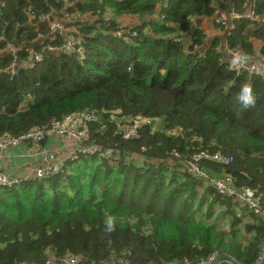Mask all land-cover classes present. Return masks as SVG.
Segmentation results:
<instances>
[{
  "label": "trees",
  "instance_id": "obj_1",
  "mask_svg": "<svg viewBox=\"0 0 264 264\" xmlns=\"http://www.w3.org/2000/svg\"><path fill=\"white\" fill-rule=\"evenodd\" d=\"M3 2L0 35L6 42L0 51L9 44L19 50L16 58L0 56V141L95 112L88 142L119 160L81 158L49 179L1 189L0 264H45L67 256L110 264L124 252L131 264H198L219 254L254 264L264 243V218L250 213L246 230L254 234L247 246L198 219L209 195V213L219 203L231 213V200L187 170L201 153L230 160L228 166L203 161L200 167L213 177L231 176L237 191H253L264 206V67L258 75L239 73L224 62L218 42L203 55L205 28L194 25L218 13L217 6L240 12L248 1ZM254 4L262 20L264 0ZM225 21L215 27L224 32ZM52 24H62L67 36L51 42ZM233 24L229 47L264 57V46L254 52L256 40L264 42V22L240 18ZM70 35L82 52L58 51ZM31 44L32 50L40 45V61L19 68L15 77L4 74L14 58L29 60L25 46ZM48 45L58 53L47 54ZM244 82L257 94L255 107L235 99ZM137 118L143 121L140 138L125 140L117 123ZM58 141L47 137L43 145L51 150Z\"/></svg>",
  "mask_w": 264,
  "mask_h": 264
},
{
  "label": "built area",
  "instance_id": "obj_2",
  "mask_svg": "<svg viewBox=\"0 0 264 264\" xmlns=\"http://www.w3.org/2000/svg\"><path fill=\"white\" fill-rule=\"evenodd\" d=\"M0 5L5 6L3 0H0ZM237 14V13H236ZM75 18V17H74ZM245 20H259L255 9H251L248 15L239 16V19ZM225 18L219 17L216 20V24H225ZM264 22V19L262 20ZM51 30L54 35L51 37V42L57 41V35H65L64 26L62 24H52ZM66 36V35H65ZM39 39L43 40L41 45L44 43L45 37L43 34L39 35ZM49 40V39H48ZM0 42H6V38L0 35ZM77 42L74 36H68L67 42L61 46L58 51L63 53H74L76 51L82 52V49H77ZM18 48L9 44L6 49V53L17 57ZM49 52H57V49L52 45H48L43 48ZM28 53L32 51L27 49ZM227 52L237 59V68L239 73H248L250 75H256L260 71V64L250 63L253 59L252 56L243 54L238 50L227 47ZM14 58L12 67L2 71L4 74L15 77L18 74L20 61ZM40 61L41 57L39 54L34 53V58ZM98 117L95 112L78 113L71 116H67L61 121L53 122L50 127L43 128L21 136L16 139L7 138L0 141V163L3 159V155L8 152L11 148L22 145L23 143L33 144L27 156L43 158V163L29 172H25L18 175H10L1 171L0 169V190L3 188H15L16 186L29 183L34 180H45L53 176L60 174L63 171L65 165L69 162L78 161L81 158L99 157V159H109L112 161L119 160V155L113 153L110 150H103V148L90 144L88 142L91 131L88 128L89 124L97 122ZM142 119L137 118L134 121L125 123H117L118 131L122 134L125 140L139 139V128L142 124ZM47 137H53L60 141L68 144V146L59 151H50L44 148L43 143ZM178 157V154H174ZM220 163L221 165L228 166L231 161L224 160L218 155H209L208 153H201L193 157L191 162L187 163L188 173L191 177L201 180L207 188H210L216 195L222 196L227 199L236 200L244 208H246L253 215L264 218V206L260 197L255 196V193L249 189L245 191H237L233 185L231 176L224 178L213 177L209 172L200 167L202 162ZM184 164V163H183ZM216 257H211L207 261H201L198 264H212ZM45 264H84L78 258L74 256H67L60 260L49 258ZM110 264H131L127 253H122L121 256L114 255ZM185 264H193L186 262ZM220 264H230V262H221ZM254 264H264V243L261 245L258 259Z\"/></svg>",
  "mask_w": 264,
  "mask_h": 264
},
{
  "label": "crops",
  "instance_id": "obj_3",
  "mask_svg": "<svg viewBox=\"0 0 264 264\" xmlns=\"http://www.w3.org/2000/svg\"><path fill=\"white\" fill-rule=\"evenodd\" d=\"M220 1V0H219ZM248 3L243 9H240V12H237L235 10V7H231L230 9H226L218 7L217 10H219L218 13H216L215 16H211L208 18L203 19H197L195 21V26H202L204 29V34L206 35V39L204 40V45L200 51V53L207 52L215 45V43L218 42V49L224 59L225 63H228L229 65H232L236 71L237 68V59L234 58L231 54L227 52L226 43H225V37H226V31L222 32L219 28H216V20L219 17L225 18L229 22V27L233 25L234 20L238 19L239 16H245L248 15L249 12L253 7H255L254 1L255 0H247ZM237 13V14H236ZM76 20L82 21V18L80 16H75ZM74 30L70 29L68 32L71 33ZM65 35L67 36L66 32ZM40 40V39H39ZM38 40V41H39ZM37 41V42H38ZM256 43L258 45L257 49L254 50V52L258 53L260 49L264 46V42H261L260 40H256ZM34 45V44H31ZM36 45V44H35ZM40 45H36L35 48ZM21 49V47L19 46ZM34 50H31L32 52L29 53V60L24 61L20 60L19 63H21V67H28L30 66V63H32L34 58V53H37ZM25 49V48H24ZM27 51V49H26ZM2 53H6V51H0V56L3 55ZM253 63L260 64L261 66H264V57L260 56L259 54L254 55ZM55 139V138H53ZM59 143L54 146L50 151H59L65 149L68 144L63 141H58ZM32 145V146H30ZM34 147L33 144L23 143L22 145H19L17 147L11 148L8 152H6L3 156V159L0 163V169L1 171L8 173L10 175H18L22 173H27L34 169V167H37L43 163V158L41 156L38 157H29L27 156L28 151ZM206 187V186H205ZM207 188V187H206ZM205 190H200L199 192L203 193ZM212 196L209 195L203 211L205 213V221L210 224H215L219 227V229L222 232L228 233L229 236H232L236 238V241L242 245L247 246L248 242L251 239V236L254 234L253 230H246L247 223L252 222L255 215H253L251 212H249L246 208H244L239 202L236 200H231L232 205V212L229 213L227 211V206L224 203H219L215 205L209 213L210 206L208 203L211 202ZM227 199V198H223ZM252 219H251V214ZM234 217H238L239 220L242 221V223L234 222ZM258 217V216H255ZM213 218V219H212ZM262 218V217H260ZM212 219V220H211ZM234 222V223H233ZM218 223V224H217ZM246 223V224H244Z\"/></svg>",
  "mask_w": 264,
  "mask_h": 264
},
{
  "label": "clouds",
  "instance_id": "obj_4",
  "mask_svg": "<svg viewBox=\"0 0 264 264\" xmlns=\"http://www.w3.org/2000/svg\"><path fill=\"white\" fill-rule=\"evenodd\" d=\"M253 9H255L256 10V6L255 7H253ZM239 19V18H238ZM264 18H262V20H263ZM262 20L261 19H259V20H255V21H258V22H262ZM252 21H254V20H252ZM216 23V22H215ZM217 25V24H216ZM226 25V24H225ZM221 30V29H220ZM235 30V26H234V24L232 25V26H230V27H228V29H227V33H226V37H225V43H226V48L227 47H229V38L231 37V35H232V32ZM212 49V48H211ZM210 49V50H211ZM232 49V48H231ZM236 50V49H235ZM49 52V51H48ZM207 52H208V49H207ZM54 53H58V52H54ZM204 54H206V52L204 53ZM203 54V55H204ZM245 54H247V53H245ZM247 55H249V54H247ZM250 56H252L253 57V59L252 60H250V63H252L253 64V60H254V56L253 55H250ZM34 60V59H33ZM220 61H222V60H220ZM33 62V61H32ZM36 62H37V60H36ZM35 62V63H36ZM35 63H33L32 65H34ZM31 65V66H32ZM261 66V65H260ZM264 66H261V68H260V71L256 74V75H258L259 73H261L262 72V68H263ZM238 71V70H237ZM239 72V71H238ZM253 76V75H252ZM257 94L254 92V90H253V86H252V84L251 83H249V82H244V83H242L240 86H239V89H238V91H237V93H236V95H235V99L244 107V108H249V107H255V105H256V103H257ZM200 190H202V189H199V191ZM200 194H201V192H199ZM231 263V262H230ZM233 264V263H232Z\"/></svg>",
  "mask_w": 264,
  "mask_h": 264
},
{
  "label": "water",
  "instance_id": "obj_5",
  "mask_svg": "<svg viewBox=\"0 0 264 264\" xmlns=\"http://www.w3.org/2000/svg\"><path fill=\"white\" fill-rule=\"evenodd\" d=\"M34 45H27L25 46V48H28L29 50H32V47ZM54 52H47V54H51ZM8 54V53H6ZM36 60H33V63H35ZM221 262H231L233 264H238L233 258L227 256V255H223V254H219L218 256H216L215 260L212 262V264H220Z\"/></svg>",
  "mask_w": 264,
  "mask_h": 264
},
{
  "label": "rangeland",
  "instance_id": "obj_6",
  "mask_svg": "<svg viewBox=\"0 0 264 264\" xmlns=\"http://www.w3.org/2000/svg\"><path fill=\"white\" fill-rule=\"evenodd\" d=\"M216 13H214L212 16H214ZM211 17V16H210ZM127 23H129L128 21H126V24ZM44 148H46L45 146H43ZM47 149V148H46ZM168 164H170V165H174L175 164V160H170V161H168ZM35 168V167H34ZM33 170V169H32ZM205 213H201V214H198V216H197V218L198 219H200V218H202L203 220H205ZM213 219V218H212ZM211 219V220H212ZM207 223V222H206ZM208 224H210V223H208ZM218 224V223H217Z\"/></svg>",
  "mask_w": 264,
  "mask_h": 264
}]
</instances>
